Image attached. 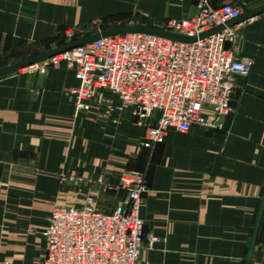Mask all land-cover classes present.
Wrapping results in <instances>:
<instances>
[{"label": "crops", "instance_id": "obj_1", "mask_svg": "<svg viewBox=\"0 0 264 264\" xmlns=\"http://www.w3.org/2000/svg\"><path fill=\"white\" fill-rule=\"evenodd\" d=\"M197 2L0 0V69L68 44L67 30L79 38L160 27L191 16ZM218 3L251 11L264 0ZM238 34L234 47L254 66L236 80L229 129L170 131L152 148L139 145L145 131L129 112L117 126L76 118L71 90L79 81L65 65L1 78L0 264H38L53 208L82 206L87 180L117 182L130 170L146 173L141 217L146 235L159 238L146 244L142 264H246L264 197V16ZM250 264H264V216Z\"/></svg>", "mask_w": 264, "mask_h": 264}, {"label": "built area", "instance_id": "obj_2", "mask_svg": "<svg viewBox=\"0 0 264 264\" xmlns=\"http://www.w3.org/2000/svg\"><path fill=\"white\" fill-rule=\"evenodd\" d=\"M245 12L236 3L198 0L191 16L167 19L160 26L197 37L196 42L145 33L114 35L27 69L45 71L65 65L74 71L79 81L71 90L75 117L93 115L98 121L117 126L129 112L145 131L141 147L163 143L170 131L185 134L195 126L223 130L226 117L233 112L236 80L249 75L254 66L253 59L240 57L234 47L239 30L264 14L199 37ZM66 37L69 43L84 38H78L75 30H67ZM154 113L159 114L156 121L152 120ZM77 181L85 183L86 179ZM86 185L89 189L82 206L53 208L45 232L46 255L38 264H142L146 244L153 246L159 241L152 234L146 235L141 217L144 196L149 192L146 173L130 170L117 182L102 176L87 180ZM112 196L113 207L105 209L103 202Z\"/></svg>", "mask_w": 264, "mask_h": 264}, {"label": "water", "instance_id": "obj_3", "mask_svg": "<svg viewBox=\"0 0 264 264\" xmlns=\"http://www.w3.org/2000/svg\"><path fill=\"white\" fill-rule=\"evenodd\" d=\"M262 14H264V5L254 9V10L246 11L238 19L233 20V21L227 23L226 25H221V26L215 27L211 31L200 35L199 38L200 39L206 38L212 34H215L217 32L224 30L226 26L230 27V26L236 25L240 22L246 21L248 19L254 18V17L262 15ZM128 33H145V34H150V35H154V36H158V37H162V38H166V39H170V40H174V41H178V42H183V43H193V42H196L198 39L197 37H188V36L181 35L178 33L169 32V31H166L160 27H155V26L134 25V26L113 27V28H109V29L103 30L101 32L86 36L84 38L75 40V41L70 42L64 46L59 47V48L49 50V51L44 52L42 54H39L35 57H32L30 59H27V60L12 64L9 66H6L4 68H1L0 69V79L5 77V76L16 73V72H18L24 68H27L29 66L44 62V61H46L52 57H55L58 54L65 53V52L70 51L76 47H80V46H84V45H87L89 43H92V42H94V41H96L102 37L128 34ZM226 47L229 48L230 43H227ZM232 118H233V113L231 112L225 119V124L223 127L224 130L229 129ZM263 216H264V197L262 199V205H261V209H260V212L258 215V219H257L255 231H254V236H253V239L251 242L250 252H249V256L247 258L246 264H250L252 254H253V251H254L255 246H256V242H257V238H258V234H259V230H260V226L262 223Z\"/></svg>", "mask_w": 264, "mask_h": 264}, {"label": "rangeland", "instance_id": "obj_4", "mask_svg": "<svg viewBox=\"0 0 264 264\" xmlns=\"http://www.w3.org/2000/svg\"><path fill=\"white\" fill-rule=\"evenodd\" d=\"M106 203L108 204L107 209H111L114 205L113 196L105 199Z\"/></svg>", "mask_w": 264, "mask_h": 264}]
</instances>
